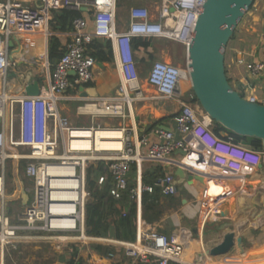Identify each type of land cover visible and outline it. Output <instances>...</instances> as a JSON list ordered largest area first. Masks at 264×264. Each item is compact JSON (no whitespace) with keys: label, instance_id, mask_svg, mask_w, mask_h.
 Masks as SVG:
<instances>
[{"label":"built area","instance_id":"built-area-1","mask_svg":"<svg viewBox=\"0 0 264 264\" xmlns=\"http://www.w3.org/2000/svg\"><path fill=\"white\" fill-rule=\"evenodd\" d=\"M20 1L0 0V198L5 196L7 162L23 161L24 175L31 182V198L24 206L20 220L26 222L28 228L86 238L84 217L88 192L85 184L86 170L90 165L101 164L103 168L96 176L97 185L108 182V193L113 199L120 200L126 195L133 200L137 214L145 192L153 194L158 191L162 196L177 194L176 176L168 168L184 164L181 160L184 157L189 162L185 166L190 173L207 179L203 205L206 214L210 215L220 212L212 205L231 194L223 189L218 179L222 175H211L202 168L212 155L247 167L264 163L263 149H254L227 133L223 136L215 134L210 126L211 119L207 120L208 116L202 110L198 113L188 101H180V109L172 116L168 131L157 128L156 142L149 143L145 135L132 139L130 131L124 129L122 148L117 151L82 150L68 145L75 138L76 131L95 128L72 124L57 105L69 87H78L93 79L96 65L90 54L93 40L99 38L109 42L119 85L114 96L86 102L83 107H78V111L112 119L132 117V103L143 98L134 58V39H166L186 48L206 0H154L153 9L147 5H131L123 30H120L123 21L118 16L117 0H35L32 5ZM61 8L80 11V15L71 21L59 59L52 68L47 62L46 85L39 88L37 95L12 94L7 79L12 67L9 41L14 42L19 35L37 32L44 35V41L47 40L52 34L48 29L51 13ZM83 8L91 19V30ZM235 62L244 66L252 76L264 70L263 61L248 62L240 56ZM186 80L185 67L163 59L151 62L146 77L157 97L167 100H180L181 84ZM233 86L236 88V84ZM237 91L247 101L264 105V95H254L247 81H243ZM189 95L192 99V94ZM88 106L92 109L87 110ZM178 154L181 155L179 158ZM145 162L160 165L163 169V173L150 183H144L142 177ZM217 186L221 189L211 193L210 190L214 191ZM135 223L134 241L94 236L95 240L119 244L126 248L127 254L147 264H198L188 261L184 255V234H164L144 225L140 217ZM15 229L1 209L0 249L10 241ZM107 257L114 258V254L109 253Z\"/></svg>","mask_w":264,"mask_h":264},{"label":"crops","instance_id":"crops-1","mask_svg":"<svg viewBox=\"0 0 264 264\" xmlns=\"http://www.w3.org/2000/svg\"><path fill=\"white\" fill-rule=\"evenodd\" d=\"M23 1H26L25 3L29 5L35 3V0H21L20 2L24 3ZM118 3L120 7L127 6V10L131 5H147L153 9L154 0H118ZM82 12L87 17L88 29L91 30V19L87 11L83 10ZM124 24L120 26V30L126 27ZM68 32L69 30L65 32L53 31L51 33L59 37L62 45L68 38ZM20 36L23 38H20ZM95 39L104 45L109 43L104 39ZM44 42L46 40L44 41V35L40 32L19 35L13 42V48L16 50L13 54L14 62H20L17 72L28 77L30 83L37 81L39 87L45 86L48 81L47 67L44 66L47 71L42 74L40 72L41 63L39 64V58L46 55V62L50 65L48 43L46 52ZM93 51H95L94 48H92ZM137 55L139 59L144 60H140L139 62L144 65L146 74L153 60L165 59L164 55L156 54L154 50H149L148 52L141 50L137 52ZM240 56L248 62H264V0H254L250 9L238 24L232 39L229 41L224 58L225 71L232 85L247 81L254 95H264V70L260 74L252 76L244 66L238 65L235 62ZM13 69L11 67L8 74ZM93 70V79L89 83L81 85L83 90H80L81 86L69 87L64 96L57 102L61 114L67 116L74 125H77L82 117L85 116L84 114H86L78 111L79 105L98 98L114 96L119 85V74L115 66L113 54L111 61H96ZM8 83H10L9 91L12 94H22L14 91L13 86L16 84L14 78H11ZM189 94L188 89L185 91L181 89L180 100L161 99L157 97L156 93L155 95L151 94L147 96L142 94L144 97L142 100L145 102L141 107L135 109L134 119L132 114V117L127 116L122 119L119 123L120 127H105L99 128V130L116 129L123 134L124 129H126L132 134V139L145 135L149 143L156 142L158 141L157 128L172 126V116L180 109V101L190 102ZM190 103L200 113L201 108L198 103ZM164 117L169 118L155 125L156 120ZM92 118H99L100 120L102 118L109 119V117L95 116H92ZM143 150H145V147H143ZM176 156L179 158L181 155L178 154ZM181 160L184 164H179L177 167L183 169L185 178L178 184L177 194L174 196L159 195L156 201L158 215L154 216V213L148 211L146 214L149 219L143 218L141 206L140 212L136 214V219L140 217L144 225L155 228L167 235L173 233L184 234V255L190 262H193L196 252H203L221 243L226 234L233 232L234 236L242 237V250L238 246L233 245L225 254H205L202 264H264V163L256 167H247L236 161L212 155L208 164L202 168L211 175H222L223 177L218 179L221 180L223 189L229 191L231 194L218 204L212 205V207L216 206L220 209L218 214L207 215L203 206V193L207 186V179L190 173L185 166V164L189 165L188 160L184 157H181ZM144 165L148 167L154 164L145 162ZM177 167H171L168 170L174 172ZM188 175H191V178H188ZM220 189V186H217V188L213 189L214 191H210L215 194V191ZM210 191L208 192L210 193ZM4 201L5 196L3 199L0 198V205L3 207V210L5 206ZM3 249H0L1 257ZM94 257H97L96 260L99 261L104 259H101L102 257L96 254ZM105 261L107 262L106 264H116L114 258L106 257ZM93 264H96V262ZM137 264L147 263L138 260Z\"/></svg>","mask_w":264,"mask_h":264},{"label":"water","instance_id":"water-1","mask_svg":"<svg viewBox=\"0 0 264 264\" xmlns=\"http://www.w3.org/2000/svg\"><path fill=\"white\" fill-rule=\"evenodd\" d=\"M253 2L254 0H206L198 13L191 40L186 46L185 68L190 89L201 110L211 121L220 124L228 132L260 139L264 150V105L243 98L237 91L242 82H238L235 88L226 75L224 65L226 47ZM47 42L46 40V52ZM8 45L9 58L14 68L8 77L16 80L14 91L37 95L40 88L38 82L30 83L28 77L17 72L20 62H14L13 54L16 50L13 48V41H9ZM80 90H83L82 86ZM163 129L168 131L169 127L164 126ZM174 174L178 184L185 178L181 167H177ZM21 198L22 204L26 205L29 196L24 189L21 190ZM233 245L242 250V237L230 232L221 243L203 252H196L193 262L201 264L205 254H225Z\"/></svg>","mask_w":264,"mask_h":264},{"label":"rangeland","instance_id":"rangeland-1","mask_svg":"<svg viewBox=\"0 0 264 264\" xmlns=\"http://www.w3.org/2000/svg\"><path fill=\"white\" fill-rule=\"evenodd\" d=\"M121 7L117 0L118 16L124 23L127 20V6ZM48 29L49 32H53L49 25ZM48 37L49 36H47V40ZM20 38L23 37L20 36ZM152 46V50H154L156 54L158 53L165 56V61H169L176 66L185 67L186 48L184 45L166 39H153ZM40 63V72L44 74L47 71L45 68L47 66L45 55L44 57L39 58V64ZM42 63H44V65H42ZM137 66L139 72V86L143 92L142 94H144V96L151 94L155 95L154 89L147 84V74L145 67H143L144 65L139 62L137 63ZM7 79L10 82L11 77H7ZM9 84L10 83H8V90L10 89ZM189 85V81L186 80L181 84V89L185 91ZM144 102V100L139 99L132 103L133 119L136 113L135 109L141 107ZM83 106L84 104H81L78 107ZM84 115L85 116H83L81 121L77 124L78 126H94L96 128L99 125L100 128H117L120 127L119 123L122 121V119L112 120L110 118H102L101 120L99 118L93 119L88 113ZM130 120H132V118H130ZM211 125L212 122L210 123V126ZM196 148H199V146H196ZM213 156L222 158L217 155ZM23 166V161H8L6 166L4 211L9 219V223L15 226L16 229L10 241L4 246L2 257L0 256V264L1 258L2 264H68L70 259H74V263L80 260L77 264H93L95 262L96 264H106L107 262L105 261V258L109 253L114 254V261L116 264H137L139 259L127 254L126 248L119 244L107 241H96V237L88 234H85L86 238H76V235H56L28 228L26 222L20 220V214L25 206L22 204L21 190H25L29 196V200L31 198V182L25 177ZM1 209L3 208L0 205V211ZM90 237L94 238L92 239ZM100 237L108 240L114 239L109 235ZM93 244L110 246L111 250L105 254L97 253L93 248ZM75 249L77 250V253L74 255L73 253ZM95 254L102 257L101 259H104L100 261L96 260L97 257H94Z\"/></svg>","mask_w":264,"mask_h":264},{"label":"trees","instance_id":"trees-1","mask_svg":"<svg viewBox=\"0 0 264 264\" xmlns=\"http://www.w3.org/2000/svg\"><path fill=\"white\" fill-rule=\"evenodd\" d=\"M52 17L49 20V27L52 31L65 32L71 28V21L73 18L80 15V11L70 10V9H57L53 10L51 13ZM152 40L150 38H136L133 41V49L135 51L134 58L137 63L143 59H139L137 52L144 50L148 52L152 50ZM48 59L50 62V67L59 59L61 55L62 45L60 39L56 35H49L48 37ZM94 43V44H93ZM94 45V46H92ZM91 49L94 48L95 51H91V55L95 58L97 62L111 61L112 54L110 49V44H102L100 41L93 40L90 45ZM150 55V53H148ZM144 61V60H143ZM189 93L192 94V99L190 102H197L195 96L193 95L190 86L187 88ZM169 117L160 118L155 121V125L161 123L162 121L168 119ZM212 131L223 136V133H227L228 136L234 138L236 141L247 144L248 146L262 150V143L260 139L240 136L232 132L225 130L220 124L211 121ZM103 171L101 164L96 167L90 165L86 170V190L88 192V200L85 203V233L91 236H105L123 240V241H134L136 237V204L133 200H129L126 195L120 200L113 199L109 193V183L99 186L96 182V176ZM163 169L160 165H143V181L144 183H150L156 176L161 175ZM159 198L158 191L153 194L144 193L142 196V216L143 218L149 219L147 212L151 211L154 216H157L156 211V201ZM93 248L97 253H107L111 250L110 246H103L101 244H93ZM77 250H74V255ZM76 261L75 263H78ZM74 259H70L68 264H75Z\"/></svg>","mask_w":264,"mask_h":264},{"label":"bare ground","instance_id":"bare-ground-1","mask_svg":"<svg viewBox=\"0 0 264 264\" xmlns=\"http://www.w3.org/2000/svg\"><path fill=\"white\" fill-rule=\"evenodd\" d=\"M87 109H92V107L88 106ZM99 128H82L76 131L75 138L71 139L68 145L74 149H93L96 151H117L122 148L121 139L123 134L121 131L116 129L99 130Z\"/></svg>","mask_w":264,"mask_h":264}]
</instances>
